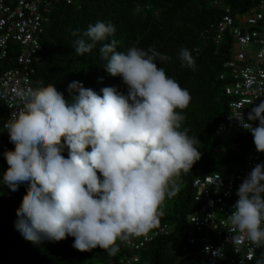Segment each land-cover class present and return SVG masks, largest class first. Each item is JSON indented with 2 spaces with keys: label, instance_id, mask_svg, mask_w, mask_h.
I'll return each mask as SVG.
<instances>
[{
  "label": "clouds",
  "instance_id": "9594fccd",
  "mask_svg": "<svg viewBox=\"0 0 264 264\" xmlns=\"http://www.w3.org/2000/svg\"><path fill=\"white\" fill-rule=\"evenodd\" d=\"M115 32L111 22L89 24L82 34L72 33L73 48L84 56L111 38L99 53L126 93L104 87L100 95L72 81L68 100L53 86L29 88L17 94L23 109L4 126L14 149L3 153L9 167L0 182L13 192L27 190L16 228L33 244L73 237L81 252L99 247L115 256L121 244L147 237L159 225L165 199L180 191L177 178L201 158V141L182 128L185 117L176 111L189 106L191 94L157 67L168 57L154 48L118 51ZM179 59L195 70L187 48ZM6 97L0 90V99ZM247 119L243 127L264 153V101ZM236 195L228 216L231 233H242L253 249L264 248V163L252 169ZM232 242L241 243L235 236ZM256 264H264V252Z\"/></svg>",
  "mask_w": 264,
  "mask_h": 264
},
{
  "label": "trees",
  "instance_id": "16d2710c",
  "mask_svg": "<svg viewBox=\"0 0 264 264\" xmlns=\"http://www.w3.org/2000/svg\"><path fill=\"white\" fill-rule=\"evenodd\" d=\"M215 1H221L233 13L260 8L259 0H83L73 5L57 0L51 7L50 21L40 38L42 61L32 77L35 88L53 86L68 100L72 98L68 91L72 81H79L100 95L104 87H117L126 93V85L120 77H113L106 71L104 65L107 61L99 53L102 43H109L111 38L98 43L84 56L77 55L73 48V41L77 38L72 35L74 31L82 34L89 24L103 21L115 26L118 51L135 46L143 50L154 48L166 55L168 59L158 60L157 67H163L169 77L191 94L189 106L176 111L185 117L182 128H187L189 136H196L201 141L197 145L201 158L191 170L178 177L181 190L171 199L166 198L162 205L165 215L156 228L167 225L170 233L135 252L134 255L139 257L136 264H176L183 260L173 251V244L184 239L187 216L199 209L194 200L196 171L228 174L244 165L254 143L253 136L246 132L215 135L217 124L228 115L232 99L225 91L231 79L229 76L221 79L220 75L226 72L224 64L235 56V43L229 33L221 43L214 41V27L224 13ZM182 48H187L191 55L195 49L199 51L195 70L181 65L179 52ZM18 50V43L10 41L7 56L0 60V74L16 66ZM0 117H7L1 99ZM222 144L225 151L218 157L215 149ZM13 149L14 146L10 150ZM63 154L67 156V149ZM8 167L6 160H2L0 179ZM0 192V264H120L122 253L110 256L99 247L81 252L73 247V237L59 242L43 240L39 244L26 241L17 231L16 224L19 219L17 210L27 190L21 187L13 192L0 182ZM261 252L264 248L256 250L250 264H256Z\"/></svg>",
  "mask_w": 264,
  "mask_h": 264
},
{
  "label": "built area",
  "instance_id": "2783aa9c",
  "mask_svg": "<svg viewBox=\"0 0 264 264\" xmlns=\"http://www.w3.org/2000/svg\"><path fill=\"white\" fill-rule=\"evenodd\" d=\"M57 0H0V60L8 54L10 41L18 43L16 66L0 74V90L7 92L1 99L6 107L7 117H0V159L10 150L13 143L4 127L15 114L23 109L17 94L33 86L32 77L42 61L41 35L49 23V13ZM73 5L83 0H64ZM220 4L224 13L215 25L214 41L221 43L229 33L234 40L233 59L224 64L226 72L221 79L229 76L226 94L232 97L228 115L215 128V135H229L235 132H251L243 127L248 123L252 108L264 101V0H259L260 8H252L243 13H233L231 8ZM199 51L192 55L195 59ZM7 86L6 89L4 86ZM253 127L259 121L251 122ZM264 163V153L258 152L253 143L245 163L228 174L208 173L197 170L194 179V200L199 209L187 216L184 239L173 244V251L183 260L176 264H250L256 253L242 233H231L228 216L238 199L236 192L252 169ZM1 197V192H0ZM170 233L169 226L154 228L147 237L134 238L131 244H121L120 264H136L139 252L156 238ZM233 236L241 243L234 245ZM119 243V242H118ZM130 253V254H129Z\"/></svg>",
  "mask_w": 264,
  "mask_h": 264
},
{
  "label": "rangeland",
  "instance_id": "374dc122",
  "mask_svg": "<svg viewBox=\"0 0 264 264\" xmlns=\"http://www.w3.org/2000/svg\"><path fill=\"white\" fill-rule=\"evenodd\" d=\"M224 151H225V147H224V145H223V144H222V145H219V146L215 149V155L218 156V157H221V156L223 155ZM1 169H2V160H0V172H1ZM177 180H178V183H179V178H177ZM179 185H180V190H181L182 185H181L180 183H179ZM178 193H179V192H178Z\"/></svg>",
  "mask_w": 264,
  "mask_h": 264
}]
</instances>
